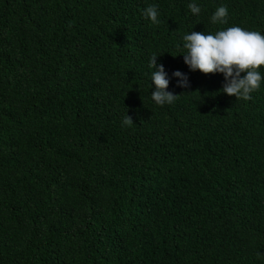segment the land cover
<instances>
[{"label":"trees","instance_id":"obj_1","mask_svg":"<svg viewBox=\"0 0 264 264\" xmlns=\"http://www.w3.org/2000/svg\"><path fill=\"white\" fill-rule=\"evenodd\" d=\"M232 26L264 34V0H0V264H264V84L179 56Z\"/></svg>","mask_w":264,"mask_h":264},{"label":"clouds","instance_id":"obj_2","mask_svg":"<svg viewBox=\"0 0 264 264\" xmlns=\"http://www.w3.org/2000/svg\"><path fill=\"white\" fill-rule=\"evenodd\" d=\"M187 8L193 16L198 17L201 13V7L195 2L188 3ZM228 15V8L221 5L211 15V23L225 25ZM143 16L153 24L159 22L155 5L144 9ZM182 40V54L179 56H183L189 71H199L205 75L222 74L223 94L235 97L238 101H248L252 98L251 94L264 84V73L261 72L264 68V34L260 31L232 26L218 30L215 34L191 31L183 35ZM160 56L153 54L149 67L153 69L150 73L151 100L162 107L175 103L179 95L168 90V73L163 64H157ZM172 77L177 80V87H190L185 73L177 70ZM124 123H133L128 114Z\"/></svg>","mask_w":264,"mask_h":264}]
</instances>
